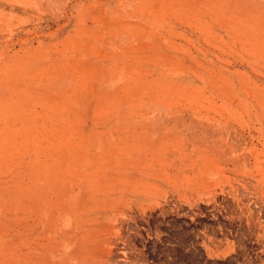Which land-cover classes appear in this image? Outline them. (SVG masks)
Masks as SVG:
<instances>
[{"label": "rangeland", "instance_id": "obj_1", "mask_svg": "<svg viewBox=\"0 0 264 264\" xmlns=\"http://www.w3.org/2000/svg\"><path fill=\"white\" fill-rule=\"evenodd\" d=\"M0 264H264V0H0Z\"/></svg>", "mask_w": 264, "mask_h": 264}]
</instances>
